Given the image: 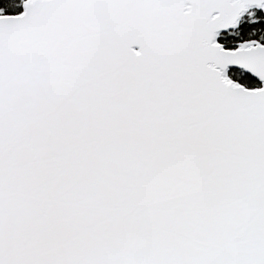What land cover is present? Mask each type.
I'll return each mask as SVG.
<instances>
[{
    "label": "snow or ice",
    "instance_id": "snow-or-ice-1",
    "mask_svg": "<svg viewBox=\"0 0 264 264\" xmlns=\"http://www.w3.org/2000/svg\"><path fill=\"white\" fill-rule=\"evenodd\" d=\"M22 8H0V264H264V0Z\"/></svg>",
    "mask_w": 264,
    "mask_h": 264
},
{
    "label": "trees",
    "instance_id": "trees-1",
    "mask_svg": "<svg viewBox=\"0 0 264 264\" xmlns=\"http://www.w3.org/2000/svg\"><path fill=\"white\" fill-rule=\"evenodd\" d=\"M0 8L4 9V14H16L22 11V0H0Z\"/></svg>",
    "mask_w": 264,
    "mask_h": 264
}]
</instances>
